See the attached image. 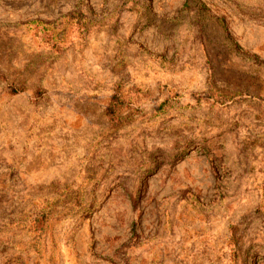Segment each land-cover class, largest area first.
I'll return each instance as SVG.
<instances>
[{"label": "rangeland", "instance_id": "obj_1", "mask_svg": "<svg viewBox=\"0 0 264 264\" xmlns=\"http://www.w3.org/2000/svg\"><path fill=\"white\" fill-rule=\"evenodd\" d=\"M0 264H264V0H0Z\"/></svg>", "mask_w": 264, "mask_h": 264}, {"label": "trees", "instance_id": "obj_2", "mask_svg": "<svg viewBox=\"0 0 264 264\" xmlns=\"http://www.w3.org/2000/svg\"><path fill=\"white\" fill-rule=\"evenodd\" d=\"M122 105H125V102L121 99V97L118 94H113L105 109V114L110 119H114L116 111L119 110Z\"/></svg>", "mask_w": 264, "mask_h": 264}]
</instances>
